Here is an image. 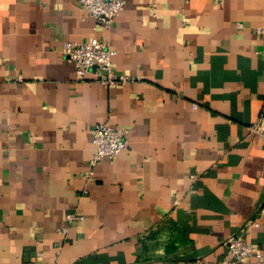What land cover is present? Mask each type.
<instances>
[{
  "label": "crops",
  "instance_id": "1",
  "mask_svg": "<svg viewBox=\"0 0 264 264\" xmlns=\"http://www.w3.org/2000/svg\"><path fill=\"white\" fill-rule=\"evenodd\" d=\"M94 37L131 82L76 76L62 43ZM104 122L126 145L90 167ZM235 234L264 254V0H124L109 26L0 0V264H238Z\"/></svg>",
  "mask_w": 264,
  "mask_h": 264
},
{
  "label": "built area",
  "instance_id": "2",
  "mask_svg": "<svg viewBox=\"0 0 264 264\" xmlns=\"http://www.w3.org/2000/svg\"><path fill=\"white\" fill-rule=\"evenodd\" d=\"M88 16L92 17L99 25L109 26L115 16L124 7V0H78ZM258 31H261L258 28ZM65 60L74 65L75 74L80 79H90L105 87H114L119 84H126L133 80V77L118 72L112 64V57L115 50L110 49L107 44L99 38H92L84 42L65 40L61 48ZM196 104H193V108ZM262 130L261 127L258 128ZM93 154L89 160L90 167L103 159H112L117 156L125 147V131L108 123H97L92 128ZM89 170L86 176L92 175ZM83 221L82 214L67 213L66 220ZM227 250L236 263L244 264L247 258L253 257L258 262L264 260L263 249L260 245L253 244L242 234H235L227 241Z\"/></svg>",
  "mask_w": 264,
  "mask_h": 264
}]
</instances>
